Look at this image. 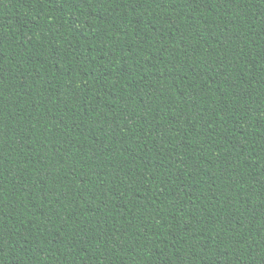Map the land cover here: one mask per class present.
Here are the masks:
<instances>
[{
	"label": "trees",
	"instance_id": "16d2710c",
	"mask_svg": "<svg viewBox=\"0 0 264 264\" xmlns=\"http://www.w3.org/2000/svg\"><path fill=\"white\" fill-rule=\"evenodd\" d=\"M0 264H264V0H0Z\"/></svg>",
	"mask_w": 264,
	"mask_h": 264
}]
</instances>
